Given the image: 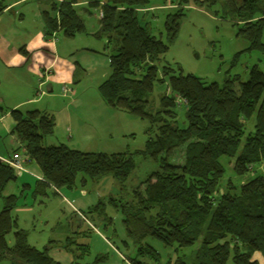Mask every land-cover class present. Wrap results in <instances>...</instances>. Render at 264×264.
Returning <instances> with one entry per match:
<instances>
[{
	"label": "trees",
	"instance_id": "16d2710c",
	"mask_svg": "<svg viewBox=\"0 0 264 264\" xmlns=\"http://www.w3.org/2000/svg\"><path fill=\"white\" fill-rule=\"evenodd\" d=\"M40 1V0H38ZM46 9L42 19L46 35L57 32L73 38L83 32L84 23L76 11L80 0H42ZM150 0H106L101 6L100 33L106 34L109 48V76L99 84L98 92L106 105L149 122L148 139L141 154L157 164L140 183L132 176L136 164L126 153L82 152L67 144L44 146L43 138L55 132L51 114L37 109L10 112L14 125L10 134L24 162H33L42 179L35 193L48 187L72 188L78 176L97 183L113 178L121 194L109 200V214L102 200L83 213L87 229L81 240L66 238L64 248L75 262L89 252L85 240L94 228L108 231L113 214L119 211L133 253L125 257L129 264H264V71L253 66L244 82L226 79L222 84L207 83L191 74H174L158 65L174 41L184 8L190 4L212 7L222 3L237 16L239 32L250 48H261L264 30V0H173L175 11L166 15V37L152 34L146 17ZM92 6L100 5L95 1ZM4 7L0 4V12ZM98 32V35L100 34ZM170 94L151 108L149 96L154 85L164 82ZM61 94L72 98L75 90ZM185 107L187 125L177 121L178 105ZM182 149L180 163L174 161ZM231 163L232 174L227 164ZM263 169V171H262ZM17 171L0 163V262L9 264H58L48 255L51 242L37 249L27 242L26 231L19 229L12 212L14 195L3 196ZM91 224V225H90ZM94 227V228H93ZM91 229V230H90ZM13 234L9 245L6 237ZM84 239V240H83ZM159 242V252L150 241ZM105 256H96L99 264Z\"/></svg>",
	"mask_w": 264,
	"mask_h": 264
},
{
	"label": "rangeland",
	"instance_id": "374dc122",
	"mask_svg": "<svg viewBox=\"0 0 264 264\" xmlns=\"http://www.w3.org/2000/svg\"><path fill=\"white\" fill-rule=\"evenodd\" d=\"M91 1L80 0L81 4H77L75 7L84 23L83 32L78 33L73 38L65 37L62 32H57L50 37L60 55L66 57L71 55L77 63L82 62L87 66V68L84 67L85 71L83 67L76 65L74 84L70 85L75 90L76 95L72 98L63 97L61 86L58 85L55 86L54 92L51 93L53 96L50 98V93L46 91L45 87L48 75L43 71L39 75L35 74L32 78L35 84L33 91L31 93L29 91L32 104L23 105L21 110L37 109L52 114V109L65 108L70 113L72 129H79L80 131L84 129L86 134L87 132L89 134L90 140L85 141L86 145H80V151L108 154L126 153L136 164L132 179L135 180V184H138L157 168V164L153 160L141 154L148 139L147 129L150 125L147 120H140L131 114L108 107L98 92L99 84L110 73L109 48H106V34L100 33L98 13L102 4L92 6ZM96 1L103 2V0ZM171 1L173 2V0H150L146 13L152 34L158 37L161 33L160 37L163 40L166 37L164 30L166 15L176 10L175 4H172ZM236 19L237 16L228 11L222 3H217L212 7L196 6L192 3L185 7L174 41L157 62L158 76L162 77L161 69L165 66L173 70L174 74H191L207 83L222 84L226 79H232L235 80V88H237V81H246L249 70L253 66L264 71V30L260 41L261 48H250L249 41L239 32L241 24L236 23ZM29 20L28 17L26 21ZM163 78L164 82L156 83L149 96L152 110L159 107L161 96L170 94L167 77ZM79 97L82 98L83 103L80 100L78 103L75 102ZM184 113V105H178L177 121L182 127L187 125ZM64 129L65 127H60L57 134L54 132L53 135L43 138L42 144L44 146L58 145L61 137L63 141L60 143L68 144L66 141L68 134ZM91 130L93 133L90 132ZM78 138L79 135L73 133L71 140L79 142ZM1 141L2 145H7L4 147L5 150L2 147V154L8 157L11 148H15L17 142L11 134L2 136ZM181 154L182 149H179L173 158L175 162H181ZM30 163H32L30 166L22 165L27 172L17 175L16 181L9 182L3 191V196L15 194L18 197L17 207L24 210L15 209L13 214L17 219L18 228L26 231L27 242L31 246L40 250L51 244L52 240H61L67 235L69 220L72 217L69 213V203L75 204L76 198L94 199L93 205L102 200L106 205L107 212L113 213L109 200L117 198L121 194L120 186L113 178L106 176L97 183L87 179L82 185L81 176H78L72 188L55 189L48 187L45 191L46 195H40L33 199V194L37 193H35L36 182L32 176L38 174L36 176L40 177L41 173L33 162ZM231 167V163L227 164L228 174H232ZM24 185H29V188ZM32 190H34L33 193ZM82 193H85L84 197L81 195ZM40 199L43 200L42 203H40ZM56 201H61L63 205L57 207ZM2 204L0 198V210ZM110 231V228L108 231L99 229L100 235L105 237L107 241H110ZM90 239V235H88L86 242L90 248L89 252L86 253L83 260L75 264H87L95 261V257L98 255L93 253L95 247L93 248L94 244ZM6 240L9 245H12L14 242L13 234H8ZM64 241L65 239L58 243L63 244ZM150 242L156 250L163 252L164 248L159 242L152 240ZM187 253V263L191 264L192 254ZM103 256L106 259L103 262H98L99 264L107 262V256ZM108 256H110V252ZM255 258L263 264L259 255H254L253 259ZM7 263L2 262V264Z\"/></svg>",
	"mask_w": 264,
	"mask_h": 264
},
{
	"label": "crops",
	"instance_id": "0c3cea01",
	"mask_svg": "<svg viewBox=\"0 0 264 264\" xmlns=\"http://www.w3.org/2000/svg\"><path fill=\"white\" fill-rule=\"evenodd\" d=\"M95 1L92 0L91 2L93 3ZM105 1L103 0L100 4H103ZM0 4L4 7L2 12H0V159L3 161L11 156L14 148H11L8 157L3 156L2 147L5 150L4 147H7V145L1 144V137L10 134L14 125L10 112L15 109H21L23 105L32 104L29 91L31 93L35 88L32 79L33 76L35 74L39 75L43 71L46 72L48 80L45 82V87L46 91L50 93V98H52L53 95L51 93L54 92L55 86L60 85L62 87L63 85L74 84L73 78L77 71L76 65L83 68H87V66L82 62L77 63L71 55L69 57L60 55L54 42L46 35L42 11L47 7L42 0H0ZM79 4L81 3L79 2ZM28 17L30 20L26 21ZM84 70L86 71L85 68ZM6 90H8V93H6ZM78 100L82 103L84 102L81 97L77 98L75 102L77 101L78 103ZM80 107H82V104H80ZM51 115L56 125L55 134H57L60 127H65L69 135L66 136L68 146L80 151V145H86L85 141L90 140L88 132L86 134V130L82 129L80 131L79 129H72L71 116L65 108L59 110L52 109ZM90 132L93 133V130ZM73 133L79 135V142L71 140ZM59 140L63 141V138L61 137ZM81 142L82 144H80ZM62 143L65 144L64 142ZM24 164L30 166L32 163L23 161ZM26 172L27 170L23 168L22 171H17V175ZM36 175L38 174L33 175L32 178L35 179V182L40 181L42 176L40 175L38 177ZM24 186L29 188V185ZM45 191L43 194H33L34 196L32 198L35 199L40 195H46ZM10 195L16 196L15 194ZM81 195L84 197L85 193ZM93 201L94 199L76 198L75 204L69 203V213L72 217L69 220L67 235L61 240L52 241L60 242L66 238L73 237L76 233H81L86 230L88 228L87 221L83 222V213L88 208L94 206ZM42 202L43 200L40 199V203ZM56 204L57 207L63 205L61 201H56ZM15 209L18 211L24 210L18 208L17 203ZM12 215L16 219L13 212ZM110 230V241L105 240V237L100 235L98 228H94L91 231L93 234H90V240L94 244L93 248L95 247L93 253L100 256L106 255L107 262L104 264H129L125 260V257L133 253V246L131 241L126 237L122 225V215L119 211L113 214ZM83 235L81 233L75 237L81 240ZM93 248L91 247V250ZM109 252L111 257L108 256ZM48 255L58 264L76 263L72 254L60 244L53 245ZM2 262L7 261H1L0 264Z\"/></svg>",
	"mask_w": 264,
	"mask_h": 264
},
{
	"label": "built area",
	"instance_id": "2783aa9c",
	"mask_svg": "<svg viewBox=\"0 0 264 264\" xmlns=\"http://www.w3.org/2000/svg\"><path fill=\"white\" fill-rule=\"evenodd\" d=\"M99 17H102V11H99ZM61 91H62V94H66V93H69L71 92L70 89H68L65 85H63L61 87ZM6 164H8L9 166H11L12 168H14L16 171H22L23 170V161H24V158L23 156L16 152L14 154H11V156L8 158V159H4L3 160Z\"/></svg>",
	"mask_w": 264,
	"mask_h": 264
},
{
	"label": "water",
	"instance_id": "95a60500",
	"mask_svg": "<svg viewBox=\"0 0 264 264\" xmlns=\"http://www.w3.org/2000/svg\"><path fill=\"white\" fill-rule=\"evenodd\" d=\"M2 162V160L0 159V163Z\"/></svg>",
	"mask_w": 264,
	"mask_h": 264
}]
</instances>
